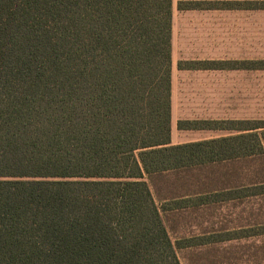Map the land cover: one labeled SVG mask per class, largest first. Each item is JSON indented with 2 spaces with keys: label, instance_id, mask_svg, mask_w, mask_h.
Instances as JSON below:
<instances>
[{
  "label": "trees",
  "instance_id": "1",
  "mask_svg": "<svg viewBox=\"0 0 264 264\" xmlns=\"http://www.w3.org/2000/svg\"><path fill=\"white\" fill-rule=\"evenodd\" d=\"M171 67L172 0H0V264H181L163 215L264 197V127L172 145Z\"/></svg>",
  "mask_w": 264,
  "mask_h": 264
},
{
  "label": "crops",
  "instance_id": "2",
  "mask_svg": "<svg viewBox=\"0 0 264 264\" xmlns=\"http://www.w3.org/2000/svg\"><path fill=\"white\" fill-rule=\"evenodd\" d=\"M229 2L172 0V145L210 141L230 135L227 129L219 126L180 129V122L222 124L261 121L259 108L260 100L264 98L261 80L264 69L254 66L255 62L264 61L259 50V29H256L255 44V28L246 29L240 21L242 16L239 14L246 11L229 9ZM230 22L232 28H229ZM230 40L236 44V50L250 45L248 51H252L251 55H255L256 45L257 57L249 55L247 60L245 56L230 60ZM241 60L253 61V65L247 68H229L227 65L229 61ZM180 62H187L188 66L180 68ZM255 100L257 113H254ZM246 104L247 107L252 104L254 110L251 113L245 111Z\"/></svg>",
  "mask_w": 264,
  "mask_h": 264
},
{
  "label": "rangeland",
  "instance_id": "3",
  "mask_svg": "<svg viewBox=\"0 0 264 264\" xmlns=\"http://www.w3.org/2000/svg\"><path fill=\"white\" fill-rule=\"evenodd\" d=\"M228 7L229 9L246 11L239 14L242 16L240 21L246 29H252V26L255 28V44L258 35L256 29H259L261 43L259 50L261 58L264 59V0H230ZM229 28H232L231 22ZM229 42L230 60L237 57L242 58L241 56H245L247 60L249 55L257 57L256 45L255 55H251L252 51H248L250 45L246 44L243 50H236V44L231 43L234 41L230 40ZM252 62L229 61L227 65L229 68H247L253 65ZM187 66V62H180L179 64L180 68ZM254 66H260L264 69V61L255 62ZM261 80L262 95H264V72H262ZM256 101L254 113H257ZM251 105L247 107L246 104V112L251 113L254 110ZM259 110L261 121L258 122L229 121L226 124L223 122L222 125L217 123L204 125L203 123L209 122H201L200 124H192L193 126L190 127L208 129L219 126L227 129L246 128L256 126V124L264 127V98L260 100ZM188 127L189 125L183 126L187 129ZM228 131L229 137L241 133L235 130ZM259 132L263 133L264 130ZM233 167L227 169L219 167L214 172H205V175L194 172L186 176L185 180L177 179V177H171L168 180H155V184L151 182L150 187L157 203L162 205L161 199H169L171 197L169 191H172L173 188L180 192V184L182 183L193 186L192 190L201 189L202 185L207 186L208 189L215 187L220 189L229 185L240 186L255 180L254 173L259 172L263 164H260L259 161H244L235 163ZM244 175L248 177L246 178ZM163 216L172 239L181 242V248L178 249L181 264H264V197L255 196L224 201L201 208L173 211Z\"/></svg>",
  "mask_w": 264,
  "mask_h": 264
}]
</instances>
